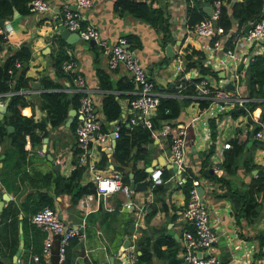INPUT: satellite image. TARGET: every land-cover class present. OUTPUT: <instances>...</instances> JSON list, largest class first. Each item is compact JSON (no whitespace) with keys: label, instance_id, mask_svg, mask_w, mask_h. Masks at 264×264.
Returning a JSON list of instances; mask_svg holds the SVG:
<instances>
[{"label":"crops","instance_id":"crops-1","mask_svg":"<svg viewBox=\"0 0 264 264\" xmlns=\"http://www.w3.org/2000/svg\"><path fill=\"white\" fill-rule=\"evenodd\" d=\"M63 1L68 2L72 7L75 5L74 0H51V8L45 12L32 13L29 11L24 14L14 12L9 18H6L12 25L13 30L9 32L8 37L2 47H0V64L23 43L29 42L32 46V57L29 61L27 74L32 76L34 83H38L37 86L34 84L33 88H31L30 100L36 104L39 103L38 93L41 92L39 90L42 88L39 79L43 75H47L53 81H58L61 84L58 87H54L56 89L67 86L70 83L72 84L73 76L79 73L83 79L82 86L88 88V94L93 99L94 112L102 123L108 124L102 111V100L109 90L100 86L97 69L105 71L114 81L122 76L128 79L130 78L129 74L122 68H109L107 65L108 56L104 48L79 37L71 43H67L63 39L65 42L63 44L65 53L68 54L69 59L72 58L76 61V65L70 72L63 70L61 67L64 74L61 76L57 75L54 54L57 47L56 42L60 35L59 20L63 22L60 18V5ZM202 1L204 3L207 2L206 0ZM235 1L228 0L226 2V10L231 17ZM115 2L116 0H92L90 6L79 8L81 21L83 23L96 24L109 43H112L119 35H124L126 38L130 35L131 42L133 41L138 45V47L136 46L137 54L141 62L152 75L158 76L160 81L163 79L162 77H165V74H163L165 66L172 61L175 45L181 44L182 40L187 38H180L179 29L181 27L177 26V24L179 19L187 14V6L189 3L193 4V0H153L154 6H162L165 10L168 37L173 39L171 44L173 53L171 56L165 53V47L169 42L168 37L165 45H162V29L129 12L121 11L120 8L116 9ZM198 4L200 5L199 0ZM200 6L203 9V6ZM203 11L204 15L210 13H207L204 9ZM232 22L235 24L236 20L233 18ZM189 38L193 37L189 36L187 39ZM194 39L196 45L202 48L203 57L214 54L212 48H208L205 38L197 37ZM177 40L180 41L177 42ZM163 55L171 57L167 64L160 62ZM2 68L0 67V69ZM9 71L10 68H6V72L8 73ZM222 75L215 73L213 77L218 78ZM163 80L166 82L165 78ZM167 82L170 83L171 81L168 80ZM246 82L248 86L247 77ZM5 92L0 93V104L5 102L8 104L11 94H5ZM64 92L69 95H76V106L69 108H75V114L71 122L76 121V108L82 92ZM120 92L121 96H116L122 108L121 117L124 110L123 107H125L123 101L128 97V94L126 90H121ZM254 98L257 100L256 97ZM256 106L262 110L261 104ZM69 109L67 111L68 116ZM31 112L32 107L30 104L24 105L21 109V113L24 115L29 116ZM35 114L40 115L42 111L36 108ZM261 117L263 116L261 115ZM65 122L64 124L48 126V134L45 135L48 137L47 146L42 153L31 148L28 136H26L25 149H27V153L25 156H22L19 152L15 153L9 136L3 135L2 138L0 137V198L3 199L0 217L2 208L4 206L7 207L6 217L0 221V244H2V250H4L1 252L0 245V263L15 264L13 255L16 251L12 255H9L8 251L14 247V236L17 232L19 237L17 249L21 247L18 264H58L57 242H54L51 253L44 255L42 253V245L47 232L31 220V215L35 212L32 209L37 206L39 209L44 202L48 201L50 203L45 205H50L57 209L59 216L66 223L76 225L84 219L86 224L84 236L75 235L67 245L70 246L67 264H110V256H114L115 264H133L137 259V254L147 250L150 254V262L145 264H173L172 260L176 259V257L181 259V235L185 224L180 220L179 211L184 207V193L180 187L181 184L177 181L178 176L173 175L175 169H173V164H171L169 159L168 140L152 137L155 144L153 157L150 165L145 168L147 172L156 166H160L162 169L163 166L170 168L171 173L169 176L160 181L164 188L153 190L155 185H152V181L147 180L145 177L142 180H147L146 185L144 187L140 185L139 188L131 187L133 191L130 196L121 191L109 192L99 196L95 192H91L82 194L77 202L72 204L71 192L68 188L63 189L66 184H62L64 186L60 187L57 181L60 175L65 177L70 174L74 159L76 160L77 150L75 155L72 153L75 144V133L69 127L71 122L69 125H66ZM254 127L255 124H251L250 129ZM198 129H200L199 133L194 136V133L191 132L187 141V172L190 176H196L192 178V185H201L203 187L201 196L210 212L209 221L215 226L218 234L213 252L221 264H246L250 257H253L255 264H263L264 262L258 261L260 258L264 259L262 257L264 256V245L260 243L258 234L259 232L264 234V196L258 198L260 203L256 207L257 216L249 218L244 214H237L233 207L235 199L228 195H222L227 191V183L229 182L227 179H234L237 183L240 181L243 183L248 182L250 177L246 178L248 171L243 167V162L244 158L249 157L251 153L247 152L249 153L248 155L242 154L240 158V165L242 164V166L234 174H230L222 166L223 160L217 161L216 158L214 160L210 154L211 149H213V141L210 142L204 138L201 124ZM8 130H11L10 126ZM211 133V139H214L216 133L212 131ZM250 134L252 133L250 132ZM250 134L249 136L252 137ZM97 146L93 145L92 151H96ZM38 149L42 150V142L41 148ZM96 152L97 155L95 157L99 160L101 153ZM104 152L108 156L107 165L110 168H102L98 171L101 174H111L117 171L113 168L115 162H113L111 157L112 152L105 150ZM253 155L252 162L264 161L259 147L255 146ZM222 159H224V156ZM204 160H206L205 165ZM141 164L140 162L138 163L139 166ZM122 167L129 177L133 175L130 163ZM203 171H208L210 175L201 176L200 172ZM255 172H257V168L250 170V173ZM21 175H24L23 180L20 177ZM119 176L124 181L122 173ZM238 178L240 180H237ZM25 180L28 181L26 182ZM89 180L92 181L91 174L84 170L82 182ZM150 195L153 197V201L147 203V197ZM4 197H7V199H4ZM128 198L138 206L125 205L124 202ZM145 202L147 203L146 206H144ZM152 210L155 211L149 215L150 218L147 221L146 213ZM128 221L130 222V233L124 238L130 240V245L124 246V248L120 247L124 238L119 242V245L117 243L115 245L109 244L107 237L112 232H115L116 228L121 230L122 227H126V222ZM158 235L161 238L165 237L167 242H164L156 253L153 251L152 244ZM115 236L117 239L118 234L116 233ZM144 239L149 241V244H141L140 242ZM21 241L23 244H21ZM142 245L145 247L141 248ZM116 246L118 249L113 255L112 253ZM128 249L134 251L136 257L134 260L128 257ZM34 255L38 256L37 260L33 259Z\"/></svg>","mask_w":264,"mask_h":264},{"label":"built area","instance_id":"built-area-1","mask_svg":"<svg viewBox=\"0 0 264 264\" xmlns=\"http://www.w3.org/2000/svg\"><path fill=\"white\" fill-rule=\"evenodd\" d=\"M74 1L75 7L65 1L60 5V18L67 29L76 32L82 39L94 40L95 44L102 46L108 56V67L126 70L133 82L132 88L126 90L128 97L123 101L125 107H123L121 117L111 120L106 126L94 112L93 99L88 94V88L82 86L83 79L79 73L73 76L72 84L53 88V90L82 92L76 108L74 133L78 150L72 168L76 164L85 166L84 170L91 174L97 196L114 191H121L130 196L133 191L127 182L121 180L118 171L101 174L95 167L94 162L97 158L94 157V151H92L93 145H98L107 152H113L116 139L120 136L122 122L131 126L146 127L153 138L168 140L169 159L171 164L176 165L173 175L178 176L177 181L181 184L190 176L187 172L186 155L189 134L193 132L196 136L200 130L198 126L201 124L204 138L210 142L213 141L212 157L214 160L216 158L217 161H221L224 149L232 146L227 136H234L241 141L243 135L250 129L244 125L238 132H229L224 135L225 130L233 126L232 110L243 107L251 118V124H255L251 131L252 138L258 141L257 147L264 160V117H261L260 107H249L248 102L255 98L249 95L246 82V68L251 59L257 54L264 55V17L250 22L251 26L247 32L244 31L245 27L239 28L238 32L239 29L235 24L226 30L218 23V20L228 0H206L211 6L209 14L202 16L193 24L188 22L187 14L183 15L177 26L181 27L179 29L180 38L189 36L205 38L208 48H212L214 54L194 60L187 57L181 44H176L172 61L164 68L165 77L162 78H165L166 82L161 83L159 77L152 75L143 65L137 54L136 46L131 45L124 35L117 36L112 43H109L96 24L81 21L79 8L90 6L92 0ZM28 7L32 13L45 12L51 8V0H30ZM12 30L8 19L0 23V34L4 39ZM230 35L232 36L231 43L228 44ZM69 58L63 60L61 64L62 69L68 72L72 71L76 65V61ZM15 65L20 66L21 63L16 60ZM203 68H207V71H203ZM9 72L11 73L12 69ZM214 72H222L223 75L216 78L213 77ZM168 80L171 82L168 83ZM228 83H231L233 87H227ZM42 90L44 89L41 88L39 91ZM22 91L31 93V88L8 90L5 94L10 95ZM162 98L193 99L194 101L189 106L191 108L196 99H206L208 103L196 112L182 108L179 116L163 117L157 128L154 126V116L157 114L156 109ZM261 100H264V97ZM212 122L216 130L214 139H211ZM113 140H115V145L112 143ZM37 151L42 153L41 149ZM146 179L151 180L152 185L163 181L162 167L156 166L151 169ZM196 188L194 184L189 188V196L184 207L179 211L180 220L185 224L181 235L180 264H221L213 252L218 234L215 226L209 221V209ZM152 201L153 197L148 196L147 203ZM124 203L127 206L135 205V202L129 198ZM147 203L145 202L144 206ZM31 220L47 232L42 245L44 255L50 254L54 242H57L58 264H63L66 247L70 240L75 235L84 236L86 226L84 219L76 225L66 223L59 216L57 209L50 205L37 209L31 215ZM127 251H129L128 257L134 260L136 258L134 251L132 249ZM33 259L37 260L38 256L34 255ZM258 261L264 262V259L260 258ZM246 264H255L253 257H250Z\"/></svg>","mask_w":264,"mask_h":264},{"label":"trees","instance_id":"trees-1","mask_svg":"<svg viewBox=\"0 0 264 264\" xmlns=\"http://www.w3.org/2000/svg\"><path fill=\"white\" fill-rule=\"evenodd\" d=\"M30 0H0V23H2L6 18H9L14 12L27 13L29 12L28 2ZM189 3V2H188ZM115 8H120L121 11L129 12L132 15L145 20L151 23L153 26L163 30V42L162 45L166 43V39L169 36L167 32V22L164 15V8L162 6H154L153 0H116ZM227 8L224 7L221 13V16L218 20V23L221 24L226 30H228L232 25V19L236 20L235 25L237 28H243L246 23L256 21L264 17V1L263 0H236L233 3L232 7V17L228 14ZM204 11L202 7L198 4V0H193V4L187 6V15L188 22L190 24L198 21L203 15ZM240 29L238 30V32ZM130 35L127 36V40L131 45L137 46L133 41L131 42ZM231 35L228 37V42H230ZM188 38V37H187ZM182 40V49L188 58L199 60L203 58L204 52L202 48L196 45L194 38ZM193 39V41H192ZM6 39L0 34V47ZM57 47L54 54V63L56 65V73L58 76L63 75L61 69V62L64 59L68 58V54L65 53L63 44H65L63 38L59 35ZM32 57V46L29 42L23 43L16 51L11 55L7 56L0 67V93L8 90H18L20 88H33L34 82L32 81V76L27 74L29 68V61ZM171 57L163 55L160 62L167 64ZM21 63L20 66L15 65V61ZM195 63V62H191ZM6 68L12 69L11 73L6 72ZM203 71H207V68H203ZM99 76L100 86L108 89L107 93L102 100V111L105 114L106 121L110 122L111 120H116L120 118L121 105L118 102L117 96L120 97L121 90H128L132 88L133 83L130 78L126 79L124 76L120 77L118 80H113L110 76L100 69H97ZM216 72H214L215 74ZM248 87L249 95L261 98L264 97V55L257 54L251 59V62L248 66ZM41 87L44 89L38 93L39 103H34L30 100L31 93L29 91L15 92L10 95L8 99V104L6 110L3 114V117L0 120V137L3 135L10 137V142L15 153L19 152L22 156H25L27 149H25L26 136H28L31 148L34 151H37L38 148H41L42 137L48 134L47 128L49 125H58L64 124L68 114L67 111L70 107L76 106V95H69L68 93L61 90H53L54 87H58L61 84L57 81H53L47 75H43L39 79ZM117 95V96H116ZM127 95V94H126ZM2 98V97H1ZM194 101L193 99L184 98L182 100L176 98H162L154 116V126H160V119L163 117L179 116L182 108H186L191 112H196L198 109L204 108L208 100L196 99L193 103V107H189ZM30 104L32 107L31 114L24 115L21 113V109L24 105ZM262 105L261 115L264 117V100H253L248 102L250 108L256 105ZM38 108L42 111V114L36 115L35 111ZM251 118L243 107L234 108L232 110V127L229 129L231 132H238L242 126L246 125L250 128ZM75 120L69 125L70 128L74 131ZM11 127V130H8V127ZM106 126V123H105ZM212 130L216 133L214 128V122H212ZM252 129H248L243 135V139L238 141L236 137L229 135L227 136L229 141L232 143V146L224 149V159L222 166L230 174H234L240 165V158L243 153L247 151H253L255 146L257 147L258 141L254 140L249 136ZM155 144L151 136L150 130L146 127L137 125L131 126L126 122H122L120 126V136L116 139V145L112 152V160L115 162L114 169H116L119 174L122 173V178L124 182L129 183L132 179L135 182L142 180L148 174L145 170L146 166L150 165L151 159L153 157V148ZM72 153L75 155L76 150H78L77 141L73 146ZM211 149L210 154L214 151V145ZM96 149V148H95ZM96 151L101 153L99 160L95 161V167L97 170L108 167V156L101 149L100 146H97ZM94 151V157L97 155V152ZM249 157H245L243 162V167L250 173L252 168H257V172L250 173V178L248 182H235L234 179H227V191L222 195H228L235 199L234 209L239 215H246L249 218L257 216L256 207L259 205L260 196H264V161L261 162H252L253 152H250ZM45 155V153H44ZM96 158V157H95ZM73 161V160H72ZM204 160V165H205ZM75 162V159H74ZM142 163L141 166L138 163ZM130 163L131 171L133 175L129 177L128 173L123 171V165ZM76 164L74 168L71 169V172L67 176H61L57 180L61 186L66 184L63 189H67L71 192V203L75 204L78 198L84 193L95 192V184L89 180L87 182H82V177L84 174V165ZM110 167H108L109 169ZM171 173L170 168L163 166L162 176L166 178ZM201 176H208L210 173L208 171L200 172ZM21 179H24V175L20 176ZM196 176H188L186 181L181 183L180 187L184 193V203L186 202L189 196V188L192 186V178ZM221 179V178H219ZM29 180V179H28ZM28 180H25L26 182ZM58 182L56 183L58 186ZM158 188H164L160 182H156L153 190ZM23 203V202H22ZM44 202L42 204H48ZM38 207V206H37ZM36 207V208H37ZM34 208L32 211H36ZM155 209V208H154ZM155 210H152L146 213V220L150 218ZM7 213V207L4 206L1 211L0 221L4 220ZM126 227L115 229V232H112L109 239V244L119 245V242L130 233V222H126ZM128 229V230H127ZM118 234L116 239L115 235ZM258 237L260 243L264 245V234L259 232ZM72 240V239H71ZM167 242L166 238H161L159 235L154 240L152 247L154 252H158L161 245ZM19 243V237L14 236V247L8 251L9 255H12ZM141 244H149V241L143 240ZM1 245V252L2 244ZM145 247V246H141ZM117 246L113 251V255L117 250ZM56 251V248H55ZM70 246L66 247V258L64 264H67L69 258ZM56 253V252H55ZM150 262L149 251H143L140 254H137V259L133 264H145ZM173 264H180V258L172 260ZM2 264V263H0ZM264 264V263H263Z\"/></svg>","mask_w":264,"mask_h":264},{"label":"water","instance_id":"water-1","mask_svg":"<svg viewBox=\"0 0 264 264\" xmlns=\"http://www.w3.org/2000/svg\"><path fill=\"white\" fill-rule=\"evenodd\" d=\"M199 3H200V5H202L203 6V9L207 12V13H209L210 11H211V6H210V4L208 3V2H206V3H204L202 0H199ZM76 5H74V7H75ZM250 26H251V24L250 23H248V24H246L245 25V28H244V31L245 32H247V30L250 28ZM58 28H59V31H60V36L63 38V39H65V41L67 42V43H71V42H73V41H75V40H77L78 38H79V36H78V34L76 33V32H73V31H69L67 28H66V26L63 24V22H61V20H59V25H58ZM91 43H94V40H89ZM168 44L166 45V47H165V53L168 55V56H171L172 55V53H173V48H172V46H171V44H172V42H173V39L171 38V37H168ZM180 40H177V42H179ZM219 74H223L222 72H218ZM161 82H165V80H163V79H161L160 80ZM35 84V86H37L38 85V83L37 82H35L34 83ZM227 87H230V88H232L233 87V85L231 84V83H228L227 85H226ZM6 105H7V102H5L4 104H0V118L2 117V115H3V112H4V110H5V108H6ZM69 116H68V118L66 119V122H65V124L66 125H69L70 124V122L72 121V118H73V115L75 114V108H71V109H69ZM251 136L253 135V134H250ZM47 141H48V137L47 136H44L43 137V139H42V151H45V149H46V146H47ZM112 143L115 145V140H113L112 141ZM47 156H49V154H47ZM172 167H173V169H176V165L175 164H173L172 165ZM151 168V167H150ZM146 183H147V180L146 179H144V180H142V181H140V182H135L134 180H131L130 181V183H129V186L130 187H135V188H139L140 187V185H142L143 187L146 185ZM197 191H198V193L200 194V195H202V193H203V187L201 186V185H197ZM7 199V197H4V199ZM2 203H3V199H1L0 198V208H1V206H2ZM21 244H23V242L21 241ZM127 245H130V240L128 239V238H124V240L122 241V243H121V248H124V246H127ZM142 248H144V247H142ZM20 253H21V247H19L17 250H16V252H15V254L13 255V260H14V263L15 264H18V258H19V256H20ZM110 264H115L114 263V256H110Z\"/></svg>","mask_w":264,"mask_h":264},{"label":"rangeland","instance_id":"rangeland-1","mask_svg":"<svg viewBox=\"0 0 264 264\" xmlns=\"http://www.w3.org/2000/svg\"><path fill=\"white\" fill-rule=\"evenodd\" d=\"M127 36V35H126ZM231 43V41L230 42H228V44H230ZM247 75H248V67L246 68V77H247ZM229 132H231L229 129H226L225 130V132H224V135H227V134H229ZM247 152H253V151H247ZM247 152H245V153H243V155H248L249 153H247ZM245 159V158H244ZM241 166H242V164H241ZM248 176L250 177V173L249 172H247V177L246 178H248ZM237 180H240V178H238Z\"/></svg>","mask_w":264,"mask_h":264}]
</instances>
